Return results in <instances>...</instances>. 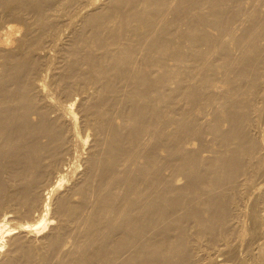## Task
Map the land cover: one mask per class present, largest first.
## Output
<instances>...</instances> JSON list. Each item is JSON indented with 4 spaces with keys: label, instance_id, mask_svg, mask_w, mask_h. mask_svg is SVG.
I'll use <instances>...</instances> for the list:
<instances>
[{
    "label": "bare ground",
    "instance_id": "obj_1",
    "mask_svg": "<svg viewBox=\"0 0 264 264\" xmlns=\"http://www.w3.org/2000/svg\"><path fill=\"white\" fill-rule=\"evenodd\" d=\"M0 264H264V0H0Z\"/></svg>",
    "mask_w": 264,
    "mask_h": 264
},
{
    "label": "rangeland",
    "instance_id": "obj_2",
    "mask_svg": "<svg viewBox=\"0 0 264 264\" xmlns=\"http://www.w3.org/2000/svg\"><path fill=\"white\" fill-rule=\"evenodd\" d=\"M13 214V213H12ZM11 214V220H10V225L12 224V225H17V224H19V223H21L22 222V220L20 219V221H19V219L17 218V216H14V215H12ZM15 217V218H14ZM17 219H18V221H17ZM19 222V223H18ZM18 231V233H20V232H22V231H20V230H17ZM17 235V234H16ZM42 235V234H41ZM41 235H38V236H36V239H38L37 237H39L40 236V238L39 239H41ZM42 237H43V235H42Z\"/></svg>",
    "mask_w": 264,
    "mask_h": 264
}]
</instances>
